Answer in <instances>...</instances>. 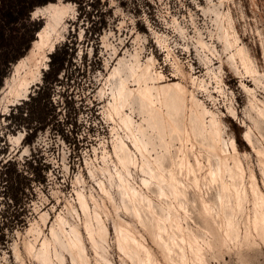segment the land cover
Listing matches in <instances>:
<instances>
[{"label":"rangeland","instance_id":"374dc122","mask_svg":"<svg viewBox=\"0 0 264 264\" xmlns=\"http://www.w3.org/2000/svg\"><path fill=\"white\" fill-rule=\"evenodd\" d=\"M60 1L73 6H66L59 24L61 38L48 56V68L42 71L40 82L30 88L25 99L5 109L2 88H7L6 82L11 83L13 64L19 59L9 65L0 84V264H43L26 251L25 244H32V253H37L43 239L53 241L51 226L64 239L57 216L63 219L65 231L79 238L86 264H150L144 251L134 247L125 252L118 244L116 229L123 222L150 250V262L173 264L154 240V215L140 208L141 224L131 210L124 208L114 177L118 167L114 158V163L110 161L117 136L140 159L122 128L108 118L118 77H125L136 62L141 67L149 66L153 75L162 76L156 85L175 82L185 87L188 96L193 93L209 112L206 120L212 113L220 122L227 150L234 140L240 152L244 172L236 180L240 179L243 187L238 183L236 186L245 190L246 200L234 217L238 237L218 248L225 217L217 206L222 193L209 173H218V163L210 156L206 143L190 131L187 109L179 119V131L166 137L172 140V148L170 154L165 153L164 177L160 180L164 183L172 170L188 186L189 217L183 221L184 233L190 235L188 239L197 238L201 264H264V237L251 223L254 195L249 184L254 173L264 196V174L260 157L243 139L244 132H248L253 146L264 153V0ZM30 18L41 20L42 26L46 21L38 15L31 14ZM240 46L263 76L254 77L245 71L238 54ZM114 69L118 74L111 76ZM134 107V120L144 123L139 107ZM152 136L157 144L155 132ZM157 147L164 151L159 143ZM183 154L193 169L185 178L182 173L186 169L178 165ZM130 173L129 182L143 203L150 200L158 214L166 217L170 203L166 195L171 198L168 186H162L166 195L160 196L157 188L147 189L142 179L148 176L140 160ZM79 196L87 208L82 207ZM202 199L212 206L207 216ZM95 213L106 226L97 250L84 224L88 218L94 222ZM167 219L171 236L180 243L181 233ZM176 252L174 248L171 257L182 264ZM49 254L57 264H73L70 251L59 243L50 246ZM186 260L200 264L190 252Z\"/></svg>","mask_w":264,"mask_h":264},{"label":"bare ground","instance_id":"6f19581e","mask_svg":"<svg viewBox=\"0 0 264 264\" xmlns=\"http://www.w3.org/2000/svg\"><path fill=\"white\" fill-rule=\"evenodd\" d=\"M67 5H71L72 7L73 3H64L57 0L56 2H49L43 6H38L31 12L32 15L41 16V18L46 21L36 33V39L32 41L27 55L21 57L13 64L15 75L11 83L6 82L7 88H2L4 98L2 106L4 109L21 99H25L30 88L34 84L40 82L42 71L48 68V56L54 51L55 46L59 43V39L61 38L59 24L65 17ZM237 39L236 37L235 40L237 41ZM244 52L246 54H244ZM238 54L243 68H245L247 73L254 77L256 75L263 76L257 71L255 62L243 47L240 46L238 48ZM115 74H118L117 69H114L110 75L114 76ZM161 79L162 76L158 74L153 75L151 73L149 66L141 67L137 62L130 65L128 74H126L125 77H118L115 91H112V101L109 104L108 118L122 128V131L130 140L134 149L140 154V159L128 148L125 140L121 136H117L114 144V155L112 157L110 156V161L111 158H114L115 163L113 161L111 162L118 167L114 177L119 183V191L122 193L124 208L127 211L131 210L133 217L139 220L141 224L142 215L140 208L154 215L156 223L154 227V240L162 247L166 259L176 264L175 260L171 257V253H173L174 248H176L179 251L176 253L182 264H190L186 260V256L189 252L193 253L201 264V262H203V257L200 251L201 246L197 238H194V240L188 239L187 237L190 235L186 236L187 233H184L185 226L183 221L185 218L187 219L189 217L186 192L188 186L182 178L178 177L172 170L169 171V176L163 179V181H165L164 183L160 180L164 177L165 153H167V155L170 154L172 148V140L170 139L171 141H168L166 137L168 136L169 138L172 132L179 131V119L182 117V112L187 109V111H189L188 120H190L188 123L191 125L190 131L193 135L198 138L200 137L201 140L206 143L208 151L211 154L210 156L218 163V173L216 174L212 170L209 172L213 180L212 182H217L222 193L218 198L217 206L225 217V227L222 237L217 243L218 248H222L227 241L234 240L238 237V226L234 217L238 211L240 212L242 209L243 203L246 200V194L245 190H238L236 184L238 183L241 187H243V184H241L242 182L240 179L236 180V178L243 177L244 168L236 142L232 140L228 150L223 144L220 122L214 118L213 114L210 113L211 116L206 120V115L209 114V112L193 93H188V96V91L185 87L175 82L156 85V83L162 81ZM192 82H194V80H192ZM132 86L135 87L132 88ZM135 105L139 107V113L142 117L141 121L144 123L134 120L133 117L135 116H133V114L135 113ZM186 129L188 128L186 127ZM184 131L187 133L189 130ZM153 132L157 135L159 139L157 142L164 151L157 150L158 143L156 144L154 141L152 136ZM183 135L186 136L187 134L184 132ZM243 139L251 146V151L260 157L259 163H261L262 167V170H260L261 173L263 172L264 174V153L253 146L248 132H244ZM138 160H140V167L143 173L148 176V179H142L143 185L147 189L151 186L157 188L159 196L166 195V193L163 192L162 186H168V189L171 191V198L166 195V198L170 201L165 210L167 214L166 217H162L158 214L150 205V200H148V204H144L140 194L129 182L131 174L130 168L136 167ZM196 162L197 164L200 163L197 159ZM178 165L186 169L185 172L182 173L183 178L189 173H193L191 163L188 156L185 154L179 158ZM110 177H112L111 174ZM224 177L225 179L228 178V181L224 180ZM249 184L254 195L252 201L254 205V215L251 223L256 233L264 237V196L260 194L261 191L257 187L254 173L250 175ZM79 200L82 207L87 208L81 196H79ZM92 200L94 201L93 198ZM202 200L203 213L207 216V214L209 215L212 212V206L206 200ZM177 207L180 209L178 210ZM160 210L162 211V208H160ZM167 217L174 222L175 230L181 233L179 234L180 243L177 242L178 240H174L175 238L172 237L173 235L171 236L172 228L168 227L166 224V220H169ZM56 220L59 232L64 239H60L56 233L55 227L51 226L50 234L53 241L43 239L37 253H32L34 246L27 243L25 244L26 251L29 254H34L35 258L43 264H57L55 261H52V256L49 254L50 246L56 242L62 246V249L70 251L73 264H86L84 257L81 256L83 250L79 238L65 231L61 216H57ZM84 224L90 243L93 245V248L97 250L96 248H98L99 244L98 239H103L106 233L104 221L95 213L94 222H91L88 218V220L84 221ZM72 232L78 234L74 229H72ZM232 234H235V236H232ZM116 236L118 244L122 246L125 252L135 247L138 251L141 250L145 252L150 264H156L150 262V250L138 239L136 233L127 227L126 222L120 223L117 226ZM166 237L171 239V242H168ZM181 244H184L185 247ZM141 263H143V260Z\"/></svg>","mask_w":264,"mask_h":264},{"label":"trees","instance_id":"16d2710c","mask_svg":"<svg viewBox=\"0 0 264 264\" xmlns=\"http://www.w3.org/2000/svg\"><path fill=\"white\" fill-rule=\"evenodd\" d=\"M54 0H0V84L11 63L28 51L42 22L31 19V12ZM70 1V0H65ZM23 20L19 24V19ZM56 49V48H55ZM53 64L54 59L50 60ZM51 68V66L49 67ZM0 85V86H1Z\"/></svg>","mask_w":264,"mask_h":264}]
</instances>
